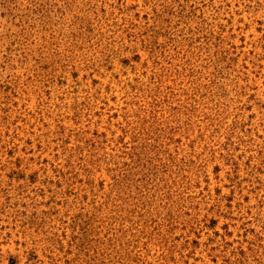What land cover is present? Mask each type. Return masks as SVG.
<instances>
[{"label": "rangeland", "instance_id": "374dc122", "mask_svg": "<svg viewBox=\"0 0 264 264\" xmlns=\"http://www.w3.org/2000/svg\"><path fill=\"white\" fill-rule=\"evenodd\" d=\"M0 264H264V0H0Z\"/></svg>", "mask_w": 264, "mask_h": 264}]
</instances>
